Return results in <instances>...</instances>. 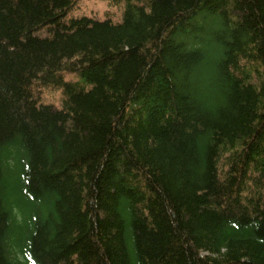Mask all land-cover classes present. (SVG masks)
Masks as SVG:
<instances>
[{
	"label": "trees",
	"instance_id": "obj_1",
	"mask_svg": "<svg viewBox=\"0 0 264 264\" xmlns=\"http://www.w3.org/2000/svg\"><path fill=\"white\" fill-rule=\"evenodd\" d=\"M0 0V264H264V0Z\"/></svg>",
	"mask_w": 264,
	"mask_h": 264
},
{
	"label": "rangeland",
	"instance_id": "obj_2",
	"mask_svg": "<svg viewBox=\"0 0 264 264\" xmlns=\"http://www.w3.org/2000/svg\"><path fill=\"white\" fill-rule=\"evenodd\" d=\"M108 10L107 1L106 0H84L81 9L78 11L79 13H85L86 15H93L98 18H101L105 11ZM109 20H118L119 15L116 17L112 12L111 15L108 17Z\"/></svg>",
	"mask_w": 264,
	"mask_h": 264
}]
</instances>
